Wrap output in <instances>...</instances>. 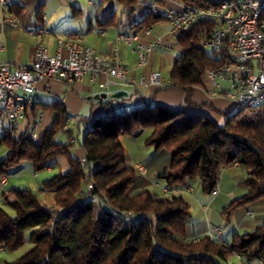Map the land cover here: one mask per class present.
Masks as SVG:
<instances>
[{
    "label": "trees",
    "instance_id": "16d2710c",
    "mask_svg": "<svg viewBox=\"0 0 264 264\" xmlns=\"http://www.w3.org/2000/svg\"><path fill=\"white\" fill-rule=\"evenodd\" d=\"M116 1L127 7L138 2ZM182 2L213 4L212 0ZM161 20L148 11L141 23L156 25ZM212 27L210 20H200L176 39L184 50L169 74L186 91L188 102L193 86L204 83L207 67L229 62L225 51L208 53L199 45L200 37L208 36ZM114 99L106 100L105 109ZM36 106L54 112L52 124L34 139L28 137L29 126L16 136H0V145L9 149L0 159V177L11 174L24 160L38 172L52 167L54 158L63 155L69 167L43 181V188L56 192L54 204L44 202L30 188L12 187L3 193L14 214L0 204V250L15 251L31 243L5 264H223L234 253L246 263L264 264V222L234 233L229 243L210 235L190 238L186 232L189 202L181 194L160 195L145 188L148 177L127 165L128 153L121 141L123 135L149 131L145 143L154 146V154L145 167L164 181L168 191L198 180L204 192L212 193L223 169L241 165L248 173L243 182L246 191L231 201L227 211L252 207L256 212L264 205V103L255 107L234 103L228 109L198 105L210 108L213 116L159 104L126 111L111 107L110 116H96L87 124L79 140L83 161L71 153L73 141L55 140L60 131L72 137L70 129L64 128L68 120L65 104L38 101L26 113L34 114Z\"/></svg>",
    "mask_w": 264,
    "mask_h": 264
},
{
    "label": "built area",
    "instance_id": "2783aa9c",
    "mask_svg": "<svg viewBox=\"0 0 264 264\" xmlns=\"http://www.w3.org/2000/svg\"><path fill=\"white\" fill-rule=\"evenodd\" d=\"M75 1L77 0H70L71 3ZM212 2L208 6L185 4L180 11L160 6L150 11L152 15H158L170 22L175 37L197 21L210 20L213 27L208 36L200 37L199 45L205 49L211 48V51H225L229 62L218 68L205 69L203 89L210 97H225L233 103L248 107L258 106L264 103V0ZM0 6L9 8L10 0H0ZM142 18L136 17L129 22L126 25L127 30L121 32L117 39L132 45L141 34L152 33L155 25L142 24ZM3 21L13 26L21 24L18 17L9 13L3 15ZM48 32L44 28L33 31L38 36ZM161 44L160 38L147 44H139L136 49L139 64L146 65L151 51ZM86 75L93 80L106 76L100 82L101 88L137 83L134 78L127 76V67L117 50L111 57H106L93 47L80 45L72 37L58 38L54 52L43 41L38 42L33 61L29 65L13 67L9 62H0V136L18 135L22 131L26 109L36 99L38 81L45 78L81 81ZM138 83L144 86L150 83L166 89L176 86L158 71L151 72L149 81L142 78ZM77 119L80 121L81 117L78 116ZM67 125L68 120L65 129ZM28 137L34 139L36 130L31 129ZM138 169L144 176L148 175L144 165L140 164ZM7 176L0 177V187L7 184ZM89 186L92 187V184ZM187 189L194 190L193 186H188ZM203 210H207V205L203 206ZM125 215L130 217L129 213Z\"/></svg>",
    "mask_w": 264,
    "mask_h": 264
},
{
    "label": "crops",
    "instance_id": "0c3cea01",
    "mask_svg": "<svg viewBox=\"0 0 264 264\" xmlns=\"http://www.w3.org/2000/svg\"><path fill=\"white\" fill-rule=\"evenodd\" d=\"M78 2L79 0L74 3H71L70 0H10L9 8H3L0 6V62H9L13 67L31 64L36 46L40 41H43L45 44L47 43L50 51L54 52L56 49V40L60 38V36L56 34V30L59 29L62 24V18L67 12L68 5L73 9V13L77 14L76 7L78 5H76V3ZM88 2L92 3V0H88ZM112 2V0H108V2L106 1L105 6L107 9L103 11V18L101 19L100 17L99 19H96V24L90 23L86 33L74 29L65 34L73 39L75 38V40L82 46L93 47L99 54L106 57H111L114 51L117 50L120 59L127 67V76L129 78H134L137 83L133 85H114L107 88H101L100 82L103 81L106 76L93 80L89 75H86L81 81H63L59 79L45 78L37 83L35 102L52 100L63 102L68 109L67 129H70L71 133V127L89 124L88 121H91V119L95 117L93 111L90 115H84L81 113L83 98L88 97L91 99L96 93L104 91L111 94L117 90H124L127 92L126 96H134L135 98L140 96L142 98H146L145 96H148L149 98L152 97L155 100V104L167 106L172 110L178 108H185L184 110L186 111L200 110L204 113L211 114L212 116L214 115V112L211 111L210 108L207 106L199 107L198 105L209 103L215 105L219 109H228L232 107L234 103L230 99L225 97H210L207 95L202 86L205 83V79L203 84L193 86V90L189 97L190 102L186 100V91L179 88L177 85L164 91L163 88L154 84L149 83L144 86L138 83L142 78L149 81L151 72L158 71V69L154 68L155 48L162 47L169 51L171 46L178 43L176 40L177 37L174 36L171 24L168 20L162 19L154 26L152 33L148 35L141 34L138 40L134 41L132 45H128L124 41L117 39L121 32L127 30L126 25L136 17H144L148 11L156 6L165 7L173 11H180L185 5L182 0H138L134 7H127L120 3L116 10L110 12L108 6L111 5ZM113 5L115 4L113 3ZM19 7L21 8L19 9ZM5 13L18 17L21 20V24L19 26H13L5 23L3 21V15ZM50 17L54 19V21H52ZM41 28L47 29L49 32L42 36L33 33V31H38ZM84 36H87L85 39L86 42L83 40ZM46 38L50 41H46ZM156 38H160L162 44L156 46L153 51H151L146 65H140L136 50L138 45L147 44ZM64 51L67 52V49L64 48ZM168 55L173 57L170 53ZM43 97H48L47 99L50 100H44ZM123 98L124 96L115 99ZM78 116L81 117L80 121L77 119ZM51 119H54V112L36 106L34 114L30 110L27 111L26 117L22 122V131L29 126L30 130L35 129L36 133H40L48 127L47 124ZM61 132L64 131H60L59 133ZM58 134H56V136ZM75 139L76 138H73V141H75ZM76 153L78 154L76 157L80 161H83L85 155L81 145L76 149ZM37 174L38 172H35V175ZM10 175L7 176V184L4 187H0L3 195L1 197V200L3 201L2 203H5L6 201L3 193L12 187L8 188ZM247 177L248 173L241 165L234 164L223 169L218 185L215 189L216 192H212L213 200L219 202L222 207H227L233 199L241 196L246 191L243 182ZM155 184L159 185V182L156 181ZM165 189L167 188L164 187V190ZM39 192L40 198L44 202L50 205L54 204L55 190L41 187ZM247 209H250L247 211V214L253 215L254 218L256 214L252 210V207H247ZM262 219L263 220H258V222L255 221V223L259 224L262 223L260 221L264 222V218ZM251 220L253 219L248 218V216L246 218L244 215L240 220L237 218V226H252ZM202 236L204 235L192 234L190 237L199 238ZM210 236L224 243H229L233 235L229 237L224 229H218L215 235H212L211 233ZM28 243L30 247L31 243ZM234 254L237 258L242 260L241 264H258V261L246 263L238 254ZM234 259L235 257L233 256V259L229 260L228 258L227 261H229V264H233V262H235Z\"/></svg>",
    "mask_w": 264,
    "mask_h": 264
},
{
    "label": "rangeland",
    "instance_id": "374dc122",
    "mask_svg": "<svg viewBox=\"0 0 264 264\" xmlns=\"http://www.w3.org/2000/svg\"><path fill=\"white\" fill-rule=\"evenodd\" d=\"M106 1L108 2V0H92V3H90L88 2V0H79V2L76 3V5H78L76 7L77 14L73 13V9L70 7V5H68L67 12L65 16L62 18V24L60 28L56 30L57 32L56 34L60 37L67 39L71 37L66 35L65 33L67 32L69 33L71 30L74 29H78L83 33H86L90 23L96 24V19H99L100 17L101 19L103 18V11L107 9L105 6ZM112 1H113L112 4L108 6L110 12L112 10H116L118 5H120L118 1L116 0H112ZM113 3L116 6L113 5ZM50 19L54 21V19H52L51 17ZM86 38L87 36H84L83 40L85 41ZM46 41L49 42L50 40L46 38ZM46 45L48 46L47 43ZM178 45L179 43L175 44L174 46H171V49L169 51L163 49L162 47L155 48L154 68L158 69V71L162 74V76L167 80H171L169 73L175 62V58H177L184 50L182 46L180 45L178 46ZM206 50L208 53L212 52L211 48H206ZM169 53L173 57L168 55ZM163 90L165 91L167 89L163 88ZM145 97L146 98H142L140 96L135 98L134 96L129 97L128 95V96H124L123 99H114L112 101V104L108 106V109H105V104H106V100H108L109 97H107L106 99L94 98V97L89 99L88 97H85L83 98V107L81 109V113L84 115H90V113L93 111L95 117L100 115L110 116L112 112L111 107H113L116 111H126L128 109L143 106L146 104H150V105L155 104V100L152 97L150 98L148 96ZM47 98L48 97H43L44 100L45 99L50 100ZM188 111L198 112L200 110H188ZM222 120L223 118H220V121ZM52 122L53 119H51L48 122L47 126L49 127L52 124ZM87 126H88L87 124H83L82 126L71 127L72 137H69L68 132L64 131L59 133L56 136L55 140L60 142H68V141H73V138H76L70 147V151L74 156H78V154L76 153V149H78L80 146L79 140H82L84 138L85 135L84 130L85 127ZM148 134L149 131L144 130L136 136L123 135L121 137L122 144L125 147L126 152L128 153L127 165L133 166L137 169L140 164L145 166V162L149 158H151V156H153L154 146L147 145L145 143V139ZM8 152L9 149L6 145L4 144L0 145V159L4 158ZM53 161L54 162L52 167H47L42 170H39L37 175H35L36 171L32 167L29 161L27 160L22 161L19 165H17L12 169L11 172L12 174L11 175L9 174L10 181L8 183V188H10L11 186L15 188H30L40 197L39 189L42 187L43 181L50 178L51 176H53L58 172H65L69 167L68 161L66 157L63 155L57 156L56 158H54ZM139 173L141 172L139 171ZM147 174L148 175L145 177H148L149 182L148 185H145V188L151 189L152 191H155L157 192V194L160 195L173 194V193L181 194L184 197V199H186L189 202L191 217L189 218L186 226V232L189 237L192 236V234L211 235L212 233V235L213 234L215 235L218 229L221 230L224 229L227 236L230 237L234 235V232H238L239 234H241L244 233L246 230L252 229L253 226L257 225L255 221L258 222V220H263L262 218H264V205H261L256 208V212H255L256 216L254 218L253 215L247 214V211L250 209H247L245 207H240L236 209L232 214H229L227 211V207L229 205L227 207H222L219 204V202L213 200V194L204 192L198 180L193 182L192 185H188V186H193L194 190L192 191H189L187 189L188 186H186L181 188H173L170 190L171 191L170 192L168 191L169 189L164 190V187H166L164 181L160 179L157 180L154 177V175L148 170H147ZM156 181L159 182V185L155 184ZM10 195L13 198V195L12 194ZM2 196L3 195L0 190V204L4 205V207L10 214H14V211L9 206V204L2 203L3 202L1 200ZM204 205H207L206 211L203 210ZM244 215L246 218L248 216V218L253 219L251 220L252 226L249 227H241V225L239 227L237 226L238 225L237 218L238 220H240L241 217ZM260 222L263 223V221ZM28 248H29V243L26 242L23 246H21V248H18L15 251L0 250V264H5L6 261H11L16 259ZM233 256L235 257L234 259L235 262H233V264H241L242 260L240 258H237L235 254L230 255L229 260L233 259ZM228 262L229 261L227 260L223 261V264H229Z\"/></svg>",
    "mask_w": 264,
    "mask_h": 264
},
{
    "label": "water",
    "instance_id": "95a60500",
    "mask_svg": "<svg viewBox=\"0 0 264 264\" xmlns=\"http://www.w3.org/2000/svg\"><path fill=\"white\" fill-rule=\"evenodd\" d=\"M127 95V92L124 91V90H117L111 94H109L108 92H99V93H96L95 95H93L94 98H107V97H110V98H121L122 96H126ZM92 97V96H90Z\"/></svg>",
    "mask_w": 264,
    "mask_h": 264
}]
</instances>
